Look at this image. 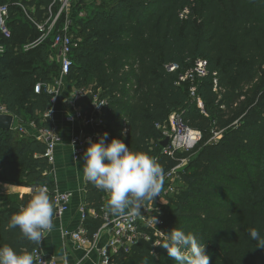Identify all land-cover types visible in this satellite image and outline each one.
Returning <instances> with one entry per match:
<instances>
[{"label": "trees", "instance_id": "obj_1", "mask_svg": "<svg viewBox=\"0 0 264 264\" xmlns=\"http://www.w3.org/2000/svg\"><path fill=\"white\" fill-rule=\"evenodd\" d=\"M184 10L189 14L182 19ZM19 14L11 5L12 39L0 40L7 49L2 56L7 60L0 62V101L19 120L27 116L38 128L50 129V120L42 116L52 96L36 94L35 86L54 84L52 72L59 75V68L48 65L50 41L29 53H14L29 36H39ZM80 25L83 40L67 79L77 90L87 80L94 82L76 100L84 118L92 115L96 99L106 101L103 126L95 129L93 143L107 132L106 143L122 140L131 151L155 158L165 173L195 154L180 173L186 190L173 209H163L165 232L176 227L194 234L206 243L209 264H264V249L255 248L249 234L255 228L264 236V0H102ZM198 60L206 62V76L177 85ZM169 65L178 70L169 72ZM175 112L201 132L202 140L192 152L171 157L163 153L164 137L157 125ZM214 132L222 136L210 142ZM15 134L0 130V181L31 188L32 193L0 198V246L31 253L38 245L6 225L36 187L48 186L51 193L56 187L47 173L51 165L44 158L45 145L31 136L16 139ZM84 190L83 227L92 237L103 226L104 213L109 214L107 199L90 182ZM135 249L147 259L168 258L165 249H154L151 243ZM126 257L118 255L112 264H131Z\"/></svg>", "mask_w": 264, "mask_h": 264}, {"label": "built area", "instance_id": "obj_2", "mask_svg": "<svg viewBox=\"0 0 264 264\" xmlns=\"http://www.w3.org/2000/svg\"><path fill=\"white\" fill-rule=\"evenodd\" d=\"M41 1L42 0H12L10 4H0V40L12 39V32L8 26L10 19V6L12 5L18 8L20 12L24 13V18H26V20L31 23L39 33V37L34 41L31 49H35L47 41L51 42L49 53L52 54L55 52L57 55L60 63V80L52 85L47 83H38L35 86L36 94L45 92L52 96L49 110L42 116L44 120L48 121L52 118L55 98L59 94L60 88H57L56 85L57 83L61 84V79H66L69 76L73 67V53L78 44L74 41L66 26L62 27L60 30L57 29L59 21L64 17V15H66V13H68L74 0H48L49 2L47 4L42 5ZM35 4L38 6L37 9ZM35 11H41L40 15L37 16ZM188 14L189 11L184 10L181 18L185 19ZM6 51V46L0 43V55H5ZM166 69L169 72H175L178 70V66L169 65ZM206 74V62L198 60L191 69L186 71V73L179 78L177 85H181V83L185 82L193 83L195 78L204 77ZM216 85L217 82L215 81V86ZM190 92L191 96L195 98L196 89L193 84L190 88ZM85 93L77 95L76 100ZM76 100L75 102L73 101V105L77 109L76 117L82 121L84 127L89 126L94 130L93 134H88L85 129H82L70 140V148L72 150L73 159L75 162L79 163V161L82 160L84 151L87 147H89V138H91V141L94 142L97 137L95 129L103 126L102 112L103 107L106 105V101H99L96 99L92 115L89 118H84L80 109L76 107ZM196 103L198 108L202 111V113H204L202 101L197 99ZM0 113H9L6 106L3 105L1 101ZM15 123L12 131L24 136L29 135L34 137L36 140L45 145L46 148L44 158L47 159L51 165V171L56 162V149L63 141L61 135L53 127L50 129L44 127L38 128L35 123H31L26 127L21 126L17 117L15 119ZM169 123L173 128L171 133L167 128ZM157 128L162 130V135L164 137L163 140L166 138L169 139V144L166 148H163V153L171 157L175 153L185 154L192 152L202 140L201 132L188 127L184 122L182 115L176 112L170 115L166 123L163 125H157ZM30 131L33 133H30ZM124 132H126V129ZM221 136L222 132H214L210 142H217L220 140ZM185 161L186 159L181 160L177 167L165 173L162 184V189L165 194L174 192L172 185L179 179L180 168ZM50 171L47 173H50ZM87 182L88 181L84 179V183L86 184ZM43 187L47 189V193L51 197L53 214L59 218L62 217L70 208L73 194L70 192H59L56 189L53 193H51L48 186ZM103 194L104 198L108 199L107 194L105 192H103ZM158 197L159 196L154 198L153 201H145L142 206L143 208L140 209L141 214L136 216L125 218L104 213V224L92 237L88 236L87 231L83 227V223L86 218L85 207L83 205L80 210L82 218L81 228L72 232L64 230L62 234L63 236L69 238L77 248L96 251L99 257L98 264H112L116 256L122 254L129 255L131 250L140 245V243H151L152 248H158L159 246H154L153 244L156 240L162 239L158 231L165 232V223L162 218V213H157L155 211L154 203ZM154 217L157 219L156 224L153 222ZM53 229L50 232H45L41 244L43 240L52 233ZM146 231L150 234H147ZM104 237L107 238V241L101 245V241ZM41 244L31 252V254L36 258V264H58V260L55 257L47 256L43 252Z\"/></svg>", "mask_w": 264, "mask_h": 264}, {"label": "clouds", "instance_id": "obj_3", "mask_svg": "<svg viewBox=\"0 0 264 264\" xmlns=\"http://www.w3.org/2000/svg\"><path fill=\"white\" fill-rule=\"evenodd\" d=\"M125 133L122 131L121 136ZM108 133L98 137V142L88 140L89 147L82 155L83 177L96 189L107 194L106 210L116 217H131L140 213L145 201L154 200L162 190L165 172L157 160L143 152H133L120 139L106 143ZM53 206L47 189L36 187L31 199L13 214L6 228L18 229L27 241L40 245L46 231L53 227ZM155 224L157 223L154 217ZM162 239L154 246L162 247L176 264H209L206 243H200L192 233L173 228L158 231ZM255 248L264 249V236L258 229L249 230ZM0 264H36L29 252H17L9 245L0 246ZM67 264V258L64 259Z\"/></svg>", "mask_w": 264, "mask_h": 264}, {"label": "crops", "instance_id": "obj_4", "mask_svg": "<svg viewBox=\"0 0 264 264\" xmlns=\"http://www.w3.org/2000/svg\"><path fill=\"white\" fill-rule=\"evenodd\" d=\"M64 81L65 78L61 79V88ZM61 88L55 98L50 122L52 127L61 135L63 141L56 149V162L49 173V177L57 191L70 192L73 194V198L67 213L60 218L53 214L54 229L43 240L41 248L47 256L55 257L58 260V264H64L65 257L67 258V264H98L99 257L96 251L79 249L69 238L62 234L64 230L72 232L81 228L82 218L80 210L85 200V183L82 172L84 161L83 159L79 163L74 161L70 140L82 129H85L88 134H93L94 130L89 126L84 127L82 121L76 117L77 109L74 107L73 102L71 101L70 103L69 100L74 91L71 88L70 90L64 87ZM61 94L62 96H60ZM76 98L77 96H75L74 102ZM30 133L33 132L30 131ZM31 193V188H20L0 181V198H8L12 197V195H18V198H20ZM106 241L107 238L104 237L101 245L106 243Z\"/></svg>", "mask_w": 264, "mask_h": 264}, {"label": "rangeland", "instance_id": "obj_5", "mask_svg": "<svg viewBox=\"0 0 264 264\" xmlns=\"http://www.w3.org/2000/svg\"><path fill=\"white\" fill-rule=\"evenodd\" d=\"M11 1L12 0H8V2H10V3H11ZM100 3H102V0H74L73 4L71 5L70 10L68 11V13H66V15H64V17L59 21V23L57 25V29L60 30L62 27L66 26L67 29L69 30V33L72 35L74 41L77 42L78 46L75 48V50H77L80 47L82 40H83L80 22L82 20L85 21L86 19L91 17L92 12L99 7ZM35 6L37 9L38 6L36 4H35ZM35 14L37 16H39L37 14V11H35ZM19 16L22 19L25 17L23 12H20ZM28 29L30 30V26ZM38 37L39 36H37L35 39H30V36H29L28 40L23 45L15 46V48L13 50L14 53L15 54L29 53L31 50H33L31 48L34 44V41ZM26 49H29V50H26ZM2 56L4 57V55H0V62L7 60L6 58H3ZM48 65H55L57 68H59L60 63H59V60H58L55 52H53L52 54L50 53V61H49ZM54 72L55 71H53L52 74L54 76L53 83L55 84L56 82H59L60 74L59 75L57 74V70L55 73ZM75 84H76L75 82H71L68 79H65L64 84L62 85V88L64 87L65 89L67 88L68 90H70V88H71L74 91V94H72L69 97L70 103H71V101L72 102L74 101L75 96L81 95L85 92H88L92 88V86L94 85V82L92 80H87V82L85 83L84 89H82V90H77L75 88ZM56 87L61 88V84L57 83ZM61 93H62V91H61ZM62 94L60 96H62ZM24 110L25 111H22V114L23 113L25 114L26 109H24ZM19 121H20V125L24 126V127L29 126V124H31L32 122L34 123V121H30L29 117H27V116L22 117V120H19ZM169 124L167 125V128L171 133L173 128H172L171 124L170 125ZM35 125H36V122H35ZM28 136L29 135L24 136V135H21L19 133L15 134L16 139H22L23 137H28ZM194 157H195V154L191 155L188 159H186V161L182 164V166L180 168V173L185 172V169L191 163V161L193 160ZM193 168H195L194 170H196V167H193ZM192 169H191V171H192ZM14 186L24 188L23 186H19V185H14ZM172 186L174 188V192H172V193L165 194L164 190L163 189L161 190L158 199L154 203L155 211L157 213H162L163 209H173L175 206V201L177 200L179 194L182 193V191L186 190V187L184 186V184L182 182L181 176H179V179L176 180ZM165 190H166V188H165ZM12 197L18 198V195H12ZM12 197H8V198H12ZM146 233L150 234L148 231H146ZM126 259H127L126 262H131V264H176V262L169 257L166 259H163V260L161 258H158L155 256H154V258L151 257V259H149V258L147 259L140 254L138 255V250L135 248L131 250L130 254L127 255Z\"/></svg>", "mask_w": 264, "mask_h": 264}, {"label": "water", "instance_id": "obj_6", "mask_svg": "<svg viewBox=\"0 0 264 264\" xmlns=\"http://www.w3.org/2000/svg\"><path fill=\"white\" fill-rule=\"evenodd\" d=\"M15 119L16 117L11 113L8 114L0 113V130L5 132L12 131L15 123ZM168 144H169V139L166 138L162 143V147L166 148Z\"/></svg>", "mask_w": 264, "mask_h": 264}]
</instances>
